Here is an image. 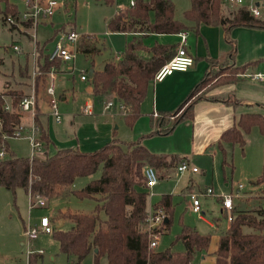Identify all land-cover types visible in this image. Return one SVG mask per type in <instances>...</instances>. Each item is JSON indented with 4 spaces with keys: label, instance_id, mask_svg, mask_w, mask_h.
<instances>
[{
    "label": "trees",
    "instance_id": "obj_1",
    "mask_svg": "<svg viewBox=\"0 0 264 264\" xmlns=\"http://www.w3.org/2000/svg\"><path fill=\"white\" fill-rule=\"evenodd\" d=\"M189 1L190 7L183 12V17L192 23L191 26L174 17L171 0H135L133 6L117 10L106 23L109 32H132L135 35L127 41L118 59H110L101 69L92 70L90 82L95 98L102 99L112 94V99L123 105L124 119L129 127L141 115L140 106L155 73L176 53V47L172 44H145L144 39L149 34H174L190 28L196 31L200 24H206L220 25L228 39V32L237 26L264 29V15L254 17L245 6H239L225 15L221 7L224 0ZM17 13L15 4L9 0H0L2 21L8 15ZM36 50L43 60L42 64L38 61L42 73L48 72L52 65L58 66L61 63L60 59L50 61L48 54L43 55V46L37 44ZM234 50L233 47L229 57L233 56ZM98 51L96 39L90 36L79 39L77 52L90 56L91 64V57ZM223 61L227 62V67L221 65L222 61L210 62V68L201 81L169 115L174 117L173 125L192 118L194 103L203 96L194 98L196 93L205 92L203 89L207 86L231 80L242 70L228 60ZM36 79L38 82L41 76H36ZM6 94L12 98L13 108L17 107L23 97L21 91L0 93V149L5 151V156L0 158V187L13 193L18 188L23 189L29 195L33 207L37 198L48 202L65 188L71 187L77 178L93 176L99 172L97 178L91 179L81 189L70 190L78 197L94 198L97 205L93 212L69 209L57 212L59 219H67L71 225L68 229L53 230L52 237L59 251L72 259L73 264H83L90 253L93 254L92 264H99L102 256L106 258L107 264H192L195 253L208 249L210 235L199 234L182 220L175 240L183 242V253L168 249L156 251L149 247L145 226L148 191L143 169L151 166L157 171L158 177L162 178L177 167L184 157L151 153L138 141L122 142L116 137L91 152L64 148L53 154L18 157L9 151L7 139L14 136L21 117L18 112L3 109ZM186 104L187 109L181 111ZM178 111L181 113L175 117ZM166 119L164 115L153 118L161 124ZM34 120L37 123L36 116ZM252 126H257L264 136V116L260 113H245L239 117L236 126L222 134L220 140L243 146L244 134ZM171 128L165 129L164 133ZM41 139L46 144L49 142L44 132ZM7 153L9 156H6ZM226 164L223 158V167ZM229 166L232 168V165ZM254 183H264V166ZM155 205H159L168 218L164 228L167 231L173 214L171 196L163 195ZM244 227L250 231L244 232ZM214 255L213 264H264V207L253 211H238L232 217L230 227L220 235Z\"/></svg>",
    "mask_w": 264,
    "mask_h": 264
},
{
    "label": "crops",
    "instance_id": "obj_2",
    "mask_svg": "<svg viewBox=\"0 0 264 264\" xmlns=\"http://www.w3.org/2000/svg\"><path fill=\"white\" fill-rule=\"evenodd\" d=\"M126 8L128 7L121 9ZM178 20L184 21L188 26L192 25V23L185 20L184 17ZM9 28L11 32L10 45H18V42L21 41L23 36L27 35L29 37L27 30L32 29V27L26 23H23L21 27H14L13 29L11 27ZM185 32L187 33V50L194 58V65L187 71H175L166 76L163 80L151 83L140 106L141 115L131 127L126 124L123 111L119 110L116 106L104 111L105 103L95 102L97 98H95L93 94L90 76L85 81L81 80L79 76V80L84 82L85 87L78 92H72V97L75 100L82 99V106L86 103L91 104L92 112L90 114L97 116L98 114L96 115L95 112L100 111L101 115L103 113H107L103 114V116H108L111 118L110 120H112V122H98L95 127L97 130L94 137L95 140L90 146L74 144L73 142H59L56 140L55 136L49 132L48 112L45 110L48 103L46 99L47 95L44 93V90L40 91L37 95L35 109L37 110L38 115L35 116L37 117V123H39L41 128L45 130V134L49 139L47 144L44 142L46 145L44 153L47 154H53L56 150L64 148L91 152L111 141L113 137H116L122 142L138 141L151 153L184 157V160L187 161L190 167L194 166L198 168L197 172H192L189 169L184 173H179L181 174L179 181H182V184L176 187L178 190H173L174 186H171L170 190L165 191L164 188L167 185L162 184L160 186V183L164 180H169L178 173L176 171V167L168 171L164 177L159 178L157 184L152 188V195H147L146 211L155 206L163 195L168 194L171 196L173 211L175 210V205L183 204L184 210H189L194 213L191 209V202L188 196L189 192L202 191L207 187H212L213 182L222 176L227 189H225L224 192L217 197L219 202L218 215L213 217L212 221H209L202 216L204 211L201 197H207L203 195L199 197L202 214L197 215L194 213L197 215L199 220L211 229H214V233L216 234V247L211 253L213 264L215 260L214 252L218 246L219 237L230 227L232 217L238 211L256 210V208L246 209L242 208L241 205H238L235 200L241 199V196L233 199V208L231 210L224 209L221 204V195L231 192L235 186L231 178L230 182L226 180L227 171L230 173V176H232L234 163L236 165L248 167V171L244 176L246 181L254 183V181L258 178L262 167L264 166V136L261 134L257 126H252L244 134L245 141L243 146H240L238 143L221 141L220 139L225 131L237 125L238 119L242 114L260 113L264 116V83L253 82L245 77L246 74L251 72H264V29L237 26L228 32V39L225 36L224 29L220 25L200 24L196 31L190 28ZM107 33L111 35L115 34L123 36L124 46L121 50L112 51L110 46H107L105 42L98 44L99 41L96 39L99 51L91 57L93 60L92 64L90 59V69L92 70L101 69L106 61L115 59L117 54L121 55L127 41L135 35L132 32L112 33L108 31ZM179 39L178 33H152L144 39V42L147 45H153L154 43L172 44L175 45L177 49ZM47 41L40 45L39 41L36 40L32 45V42L28 39L26 42V48L23 49L18 56L10 59L12 66L10 71L12 74H16V70L20 72L25 71L27 74V80H29L28 84L22 83L18 85L23 87V89H21L23 96L27 95L24 88L28 87V89H30L33 68H35L36 65L38 67V61L40 64L43 62L42 57L38 56L36 46L37 44L39 46H43L42 53L43 55H47L52 49V47L47 48ZM10 45H5L3 48L4 52L2 54L0 53V76L2 84L0 93L7 90L5 86H7L6 81L9 76L6 75L5 70L9 69V61L5 57V52L9 51V48L12 49ZM233 47L235 48L234 54L232 57H229V53ZM21 49L22 48L19 46L18 51L12 50L19 52ZM108 50H111L112 52H109ZM107 52L110 53V56L104 57ZM223 60H228L234 66L241 67L242 70L231 80L228 79L220 84L210 85L207 86V88H204V95L194 103L192 118H186L173 125L174 117L169 115L178 108L191 89H193L201 81L210 68V62H220ZM64 64L65 63L61 62L60 65ZM64 72L69 71L64 70V68L56 71L55 80L61 73ZM45 77L47 78V75H45ZM65 90L66 89H64V92H62L59 96L60 101L66 100ZM6 98L11 97L6 94L4 95V100ZM76 114L77 113H74L72 117L74 118ZM161 115L167 117L166 122L163 124L156 123L153 118L155 119ZM23 116L24 115L20 114L21 123ZM116 119H119L117 125L115 124ZM33 120L34 118H32V121ZM56 124L60 125L62 124V121L61 123ZM170 127H172L171 130L164 133L165 129ZM78 132L79 131L74 130L73 135H76ZM50 149L51 153L49 152ZM223 158L227 162L224 167L222 165ZM229 165H232V168H230ZM93 178L94 175L87 176L85 185ZM253 178L255 179L251 180ZM77 179L71 187L65 188L61 191L60 195L68 193L71 189L76 188ZM253 183L250 184V187L247 189H244L243 185L241 195L244 193H250L254 188H260L264 193V183ZM208 184H210V186H208ZM26 195L29 198L27 193ZM56 198L58 197L56 196L53 199ZM50 201H52V199L49 200V202ZM48 203L46 201L45 205L41 207L48 206ZM263 207L264 206H261V208ZM225 211H228V213L225 214ZM55 212L56 210H51L49 215H42L49 218V223L52 229H62L61 227L63 226L70 227V221L67 219H53ZM39 220L35 224H30L29 220L28 223H25V221L21 219V222L13 227H9V225L3 226L0 224V264H73L74 261L72 259L59 251L58 244L53 239L52 233L43 234L49 235L52 238V244L55 246L56 251L50 255L47 253L46 239L40 240V235L33 240L27 239L25 235L26 228L38 225ZM192 228L199 234L210 235L200 232L196 229V227ZM168 230L165 233H168ZM243 231L249 232L250 229L244 227ZM179 232L180 224L177 233L173 237L174 239H176V235ZM211 239L212 236L210 235V243ZM34 240L37 241L33 242ZM178 241L181 242L183 249L177 252L183 253L185 251V246L181 240ZM173 245L174 244H172L171 247H168L172 251L174 250ZM31 246L33 249L43 248L45 251L44 254L33 253L28 255V250ZM168 248L164 249L159 247L158 243L155 250L164 251ZM208 249L195 253L193 260L199 253H208ZM202 258H204V256Z\"/></svg>",
    "mask_w": 264,
    "mask_h": 264
},
{
    "label": "rangeland",
    "instance_id": "obj_3",
    "mask_svg": "<svg viewBox=\"0 0 264 264\" xmlns=\"http://www.w3.org/2000/svg\"><path fill=\"white\" fill-rule=\"evenodd\" d=\"M13 4L16 5L18 9V13L24 11L26 9V3L24 0H9ZM54 1L58 7L54 11L53 15L48 18L44 17V19H41L42 21L37 24V26L33 29H28L27 32L29 34V37L23 36L21 41L18 42V46H20L22 49L19 52L13 51L11 48H9V51H6L5 57L8 59L9 69H6V75L9 76L7 78L5 88L7 89V92H19L23 87L18 86L22 83L28 84L29 80H27V74L25 71H18L16 70V74H12L10 71L11 66V58H14L20 54L23 49L27 46V41L30 39V41L33 43L37 40L39 41V44L42 45L45 41H47V48L53 47L57 39L59 38L60 32H67L68 30H75L79 35L80 38L84 36H90L91 38L97 39L99 41L98 44H102V42H105L107 46H110L112 51L115 50H121L124 46V37L120 35H111L108 34L106 23L107 21L113 17V15L116 13L118 9L130 7L129 2L130 0H52ZM174 5V17L177 19L183 18V12L190 7V1L189 0H171ZM255 0H244V4L247 5ZM257 1V0H256ZM222 12L225 15H228L229 12L234 11L239 6L237 5H228L224 1L222 2ZM17 13V14H18ZM15 16V15H11ZM42 18V16H41ZM150 18H153V15H150ZM27 24V23H26ZM29 25V24H28ZM14 28V26H11ZM9 26L4 22L1 21L0 18V53L2 54L3 48L6 45H10L11 41V32L9 30ZM57 30V31H56ZM56 31V32H55ZM58 33V34H57ZM79 38V39H80ZM46 47V46H45ZM111 50H108L109 52H112ZM105 53L104 57H109L110 53ZM119 52V51H117ZM61 64V63H60ZM58 66L56 64L52 65L55 71H58L62 68L64 70H68L69 72H64L59 75L58 78L54 81V86L56 90L57 97L59 98L60 94L64 92L66 94V100L60 101L58 103L59 112L62 115V124H56L53 117L50 113V107L49 104L46 106L45 110L48 112V128L49 132L52 133L56 140L59 142H73L74 144L84 145V146H90L91 143L95 140V133L96 125L98 122H112L110 120L111 118L108 116H103V113L101 115L100 111H96V115L85 113L83 111L82 106V99H73L72 92L80 91L84 89V82L79 80V76L81 75L82 70H86V73H88V70L90 69V56H87L83 53H76V57L74 61H70L65 63L64 65ZM225 67H227V62L222 61V64ZM218 67V66H217ZM46 73H42L41 79L37 82V79L31 80L30 82V89L28 87L24 88L25 92L28 94L33 93L35 98L37 99V95L40 93V91L44 90L47 87L48 84V77H45ZM88 75V74H87ZM1 76H0V88H1ZM45 95V94H44ZM199 95H204V92H198L195 94L194 98H198ZM47 97V96H46ZM45 97V98H46ZM102 98V97H101ZM191 99V101L194 100ZM47 99V98H46ZM112 99V94H107L103 96L102 99H96L95 102L97 103H106L107 101ZM8 101V103H11L12 98H6L4 100ZM105 100V101H104ZM6 101V102H7ZM48 103V102H47ZM89 104V103H86ZM188 107V104L183 106L181 108V111H185ZM103 109V107H102ZM12 110L15 112L20 113L23 116L22 119V125H25V129L23 132L20 133L18 137H10L7 139L8 143V149L13 154H15L18 157H30L32 155V148L30 146V141L28 140V136L30 133L28 132V126L32 123L38 127L39 133H37V136H39V139H41V134L45 130L41 128V125L39 123H36L34 120L32 121V117L34 118L37 114V110L34 111V116H32L31 111H27L25 113L20 112V110L16 107H12ZM181 111H178L175 115L178 116ZM79 112V113H78ZM74 113H77L75 117L73 118L72 115ZM109 114V113H108ZM73 120V121H71ZM119 119H116L115 124L117 125ZM38 122V121H37ZM74 124V125H72ZM41 128V129H40ZM79 131L76 135H73V131ZM42 141V139H41ZM42 146V151L40 154L44 153V149L46 148V145L44 142ZM65 144V143H64ZM53 150V149H52ZM51 153V149L49 150ZM38 152L35 151V154ZM6 156H9V153L6 154ZM234 165V170L232 173V176H230V173L226 172V180L230 182V178L233 181L234 184L236 183H242L244 185V189H247L250 187V181H246L244 179V176L246 172L248 171V167L243 165ZM99 176V172H97L94 175V178H97ZM181 177V174L177 173L173 177H171L169 180H164L162 183H160V186L162 184H166L164 190H170L171 186H174L173 190H178L176 187L182 184V181H179V178ZM255 178L251 179L254 180ZM181 180V179H180ZM86 182V177H79L76 181V188L72 190H79L82 187H84ZM174 184V185H173ZM210 186V184H208ZM212 187L214 189V193L212 196L207 197H201V202L203 206L204 216L209 221H212L213 217H216L219 212V202L217 200L218 195L224 192L225 189H227V186H225L224 180L222 176L218 178V180H215L212 184ZM58 198L53 199L52 201H48V206L41 207L39 205L35 207H30L29 198L24 192L23 189H17L15 193L6 190L5 188L0 187V224L3 226L9 225V227H13L21 222V219L25 221V223L35 224L38 222L39 218L42 217V215L47 214L49 215L51 213V210H56L55 214L53 215V219H58L57 211L58 210H65L69 209L71 211H80L85 213L93 212L94 208L97 205V202L94 198L89 197H78L74 195L71 191L68 193H64L60 196H57ZM55 198V197H54ZM241 199L235 200V202L238 205H241L242 208L246 209H259L261 206H264V193L262 189L260 188H254L250 193H244L240 197ZM51 200V199H50ZM245 206V207H244ZM249 211V210H247ZM228 213V211H225V214ZM172 222L170 224L168 233H163L161 235V240L159 242V247H162L164 249L171 247L172 244L174 250L171 252H177L181 251L183 249V246L181 242L178 240H175L173 237L178 231L179 222L182 220L183 223L186 225H189L191 227H196L200 232L205 234H210L212 236L211 243L208 249V253H199L195 256V259L193 260L192 264H212V251L216 247V234L214 233V229H211L209 226H207L205 223H203L197 215L192 213L189 210H184L183 204L175 205V210L172 214ZM69 226H63L62 229H67ZM40 235L41 239H46V246H47V253L53 254L56 249L55 246L52 244V238L49 235ZM37 241V240H36ZM35 240L33 242H36ZM38 246V245H36ZM47 254V255H48ZM204 256V258H202ZM93 263V254L90 253L87 255L85 260L83 261V264H92ZM99 264H107L106 258L104 256L100 257Z\"/></svg>",
    "mask_w": 264,
    "mask_h": 264
},
{
    "label": "built area",
    "instance_id": "obj_4",
    "mask_svg": "<svg viewBox=\"0 0 264 264\" xmlns=\"http://www.w3.org/2000/svg\"><path fill=\"white\" fill-rule=\"evenodd\" d=\"M26 3V9L15 16L8 15L5 19V23L11 27L15 28L21 27L23 23L29 24L33 29L44 19V17L50 18L58 5L52 0H24ZM224 2L228 5H237V6H245L249 10V12L257 18H260L264 15V0H255L247 5L244 4V0H224ZM135 0H130V6H133ZM42 16V18H41ZM58 34V33H57ZM179 42L176 49V53L173 57H171L165 64H163L155 73L152 83L159 82L163 80L166 76L172 74L175 71H187L190 67L194 65V58L187 50V33L185 31L179 32ZM59 38L53 45L51 51L48 53V59L50 61H54L56 59H60L62 63H67L70 61H74L77 53V44L80 38V35L75 30H68L67 32L63 31L59 33ZM13 50L18 51V45H10ZM120 57L119 54L115 56V59ZM42 72L39 68L36 67L32 70V79L35 80L36 76L41 75ZM48 77V84L45 89V93L47 95V102L50 107V113L56 123H61L62 115L59 112L58 103L59 98L57 97L54 81L56 76V71L53 67L46 72ZM247 79L253 82L264 83V72H251L245 75ZM89 76L86 71H82L80 75L81 80H87ZM116 106L119 110L123 111V105L121 103L116 102L111 99L107 101L104 105V111L111 109ZM36 107V98L33 93L24 95L17 104V108L20 112L31 111L32 116H34V111ZM3 109L6 111H11V104L4 102ZM83 111L85 113L92 112V105L85 104L83 107ZM20 114V113H19ZM33 118V117H32ZM28 132L30 135L28 136V140L30 141V146L32 148V155L35 157L39 155L42 151L43 141L39 139L37 133H39L38 127H36L33 123L29 125ZM25 129V125L19 124L17 130L14 132L13 137H18L21 132ZM41 138V137H40ZM35 151L38 153L35 154ZM43 152V151H42ZM5 156V151L0 149V158ZM191 170L192 172H197V167H190L186 160H182L176 167V171L178 173H184L187 170ZM143 175L145 180V186L148 191V196L152 195V188L158 182V174L157 171L151 167L146 166L143 169ZM243 189L242 183H236L231 192L221 195V204L224 209L231 210L233 208V199L239 198L241 196V191ZM212 187H207L202 191L189 192V200L191 202V209L197 215L202 213V207L200 202V196H211L213 195ZM45 200L43 198H37L34 206H44ZM145 218V226L148 231L149 238V247L156 249L160 240L161 235L165 232V218L167 217L164 210L159 206L155 205L146 211ZM53 232L52 227L49 223V218L47 216H42L39 220V224L32 227H27L25 230V235L28 240H33L38 237L39 234H51ZM43 248L33 249V247H29L28 255L36 253V254H44Z\"/></svg>",
    "mask_w": 264,
    "mask_h": 264
},
{
    "label": "water",
    "instance_id": "obj_5",
    "mask_svg": "<svg viewBox=\"0 0 264 264\" xmlns=\"http://www.w3.org/2000/svg\"><path fill=\"white\" fill-rule=\"evenodd\" d=\"M264 9V8H263ZM92 75V69H89L88 71V76H91ZM168 219L167 217L165 218L164 222L167 223ZM96 251V250H95Z\"/></svg>",
    "mask_w": 264,
    "mask_h": 264
}]
</instances>
